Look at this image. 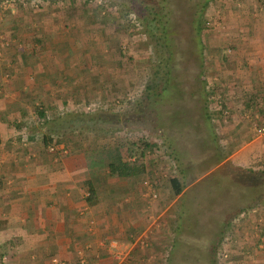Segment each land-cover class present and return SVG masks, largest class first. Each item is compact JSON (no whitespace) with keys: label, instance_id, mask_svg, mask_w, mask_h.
<instances>
[{"label":"rangeland","instance_id":"rangeland-1","mask_svg":"<svg viewBox=\"0 0 264 264\" xmlns=\"http://www.w3.org/2000/svg\"><path fill=\"white\" fill-rule=\"evenodd\" d=\"M205 1L154 0L151 6L157 4L160 18L168 25V32L161 35L163 41L136 10L122 1L55 0L53 4L43 1L41 7L18 3L12 7H0V32L8 44L3 52L7 61L0 66L4 69H0V77L8 75L5 80L10 81L20 72V64L24 65L25 59L37 55L45 58V62L56 61L59 68L62 65L68 70L66 74L61 73L63 80L49 81L53 94L50 91L43 96V102L31 104L46 110L50 124L42 125L34 114H30L29 124L16 129V133L24 132L26 139L35 136L40 142L43 134L56 140L74 132L80 145L69 148L68 152L82 154L86 162L93 150L114 146L116 142L147 141L152 146L144 152L143 174L134 179H119L102 169L94 173V188L98 200L108 197L130 209L140 205V214L144 210L146 215L158 220H169L165 230L182 242L174 249L176 258H182L181 264L186 262L183 255L190 260L197 258V264H204V258L205 264H226L229 258L223 250L227 254L230 248H219L213 255L212 243L217 242L218 233L227 226L219 222L230 220L235 212L231 224L235 217L246 218L249 223L254 220V234L250 236L257 233L255 239L259 243L256 247L264 250V241H261L264 239V179H244L224 165L232 148L228 126L241 100L236 103L234 89L237 83L229 79L233 75L229 72V62L220 64L217 61L224 54L222 44L233 35L228 34L227 28L224 32L226 15L230 11L235 14L243 10L247 12L245 15L258 20L264 15V0H239L242 5L238 9L227 6L236 0H209L202 15V20L206 21L202 42L198 43L191 20L195 9L197 11ZM43 17L55 21L57 27L53 33H46L40 19ZM217 30H221L220 33ZM34 38L41 43L35 44ZM170 49L176 51V57L169 63L166 58ZM17 60L19 64L15 65ZM68 62L72 63L69 68ZM165 65L171 67L175 88L168 89L165 102L144 99L145 95L141 94L145 84L148 80L156 84L159 79L156 72L165 70ZM70 71L75 72L76 78L69 77ZM33 82L26 85L32 87ZM42 84L47 85L48 81ZM214 88L221 89L217 92L219 99L213 100L206 109L202 94L205 90L211 94ZM27 89L19 84L15 93L21 97ZM183 96L185 100L181 101ZM248 109L245 114H240V118L252 123L255 130L254 123L259 117H252ZM65 114L90 119L86 125L70 122L61 126L57 120ZM98 114L102 116L100 120L91 119ZM246 116L250 119L247 120ZM90 127L91 130H87ZM51 128L54 131L50 132ZM17 134L14 142L17 147L31 144H21V133ZM35 144L39 148V144ZM127 159L133 162L136 157ZM251 167L256 172L264 171V160ZM172 178L182 179L183 197L174 195L170 184ZM110 185L112 188L108 187ZM247 211L250 215L246 214ZM181 214L187 216L190 223L197 222L195 227L190 224L188 230L175 229ZM241 232L239 239L243 237ZM228 242L232 244L231 237Z\"/></svg>","mask_w":264,"mask_h":264},{"label":"crops","instance_id":"crops-1","mask_svg":"<svg viewBox=\"0 0 264 264\" xmlns=\"http://www.w3.org/2000/svg\"><path fill=\"white\" fill-rule=\"evenodd\" d=\"M245 13L230 11L226 15L224 32L227 28L228 34L233 35L229 41L225 38L229 44L221 46L234 48L224 52L230 55L228 67L233 75L228 77L236 80L237 104L254 91L264 96V15L259 21ZM40 19L46 33L56 30L54 20ZM44 59L29 56L10 81L5 80L8 75L0 77V253L7 257V264H165L174 240H180L165 230L169 220H158L144 210L142 215L140 205L130 209L108 197L89 206L85 183L94 184V172L88 170L82 154L69 153L62 146H58L59 155L44 152L35 136L28 139V146L14 144L19 122L36 112L31 104L43 102V96L50 91L53 94L49 81L63 80L61 73L68 72L62 65L59 68L56 61ZM16 62L18 65L19 60ZM71 64L68 62V68ZM74 74L70 71L69 77L76 78ZM32 80L34 86L28 87L26 84ZM19 84L28 88L21 97L15 93ZM241 103L235 107L228 126L232 148L225 162L252 170L254 163L264 160V135L256 133L252 123L241 121L240 114L247 112V106ZM246 214L250 215L248 211ZM235 218L233 224L231 219L220 222L227 225L222 230L223 237L217 238V247L230 248L227 254L223 250L229 258L226 264H264V250L256 247L258 234L250 236L254 234V220L249 223L246 218ZM184 222L177 220L174 228L178 230L180 225L182 230H188L190 224H197ZM262 228L264 232V224ZM240 230L242 239L238 236Z\"/></svg>","mask_w":264,"mask_h":264},{"label":"trees","instance_id":"trees-1","mask_svg":"<svg viewBox=\"0 0 264 264\" xmlns=\"http://www.w3.org/2000/svg\"><path fill=\"white\" fill-rule=\"evenodd\" d=\"M4 1L5 0H0V7ZM43 1H47L49 3H52L55 0H26L25 3L23 0H18L16 3H18L20 5L24 4V6H26V7H28V6L29 7H41L43 5ZM117 1H122V2H124V4L129 5L130 9L136 10V12L138 13V16L147 22V26H149L150 28H153L154 32L159 33L160 37L158 39L161 41L164 40V39H162L161 35H165L168 32L167 31L168 25H166L164 23L163 19L160 18V14H159L160 11H159L157 4H154V6H151V4L154 0H117ZM149 1H151V2H149ZM208 1L209 0H206L205 3H203L199 8H197V11L195 9L194 14L192 16V20H191V26L193 27L194 35H195L198 43H199V41L202 42L201 41V36H202L201 34L203 32V29H204L203 23L206 22V21L204 22L202 20V15H203V12L205 11V9L208 5ZM260 1H262V0H260ZM236 3L240 4V1L236 0L235 2H232L231 6H229V7H231V8L235 7L237 9L239 7H241L242 4H240L239 7H236ZM113 6L114 5L111 4V7H113ZM149 17L151 19H149ZM17 20H20V19H17ZM148 20H150V22ZM168 22L169 21H166V23H168ZM153 23H157V24H155V26L153 27ZM163 32H165V33H163ZM0 34H1V32H0ZM33 42L35 44L41 43V41L37 38H34ZM200 49H201L200 51L202 52V50H203L202 43H201ZM226 49H227V51L230 52V51H233L234 48L229 47ZM226 49H224V51ZM5 50H6V48L3 49V52H5ZM224 51H223V53L225 54V56L223 54L220 57L221 61L219 60V62H228V60L230 58V55ZM217 52H219V50H217ZM167 55L168 56L166 58V61L170 63L173 60V58L176 57V51L173 49H170L167 52ZM199 55H200V57H202L201 53H199ZM227 55H229V56H227ZM217 59H219V57H217ZM165 67H166L165 70H163L162 72H159V71L156 72V75L159 78V79H156V84H154L153 81H149V80L145 84L143 94H141V96L145 95L144 99L148 98V99H153L154 101H155V99H157L159 102H161V101L165 102L166 101L165 96L168 92V89H170L172 86H173V88H175V86L173 85L174 80L172 78L171 71H170L171 67L169 65H165ZM220 90L221 89H219V88H214L212 90L211 94L206 90L203 92L202 96L205 98L204 100H205V104H206V109H208V105L210 103H213L212 102L213 100L217 101L219 99V96H217L218 95L217 92H220ZM245 99H244L243 104L246 105L247 107L249 106L251 116L252 117L253 116L259 117L260 120L264 119V96L256 91L255 95L250 93L245 97ZM184 100H185V97L183 96V99L181 101H184ZM179 103H181V102H179ZM35 108H36V112L34 115L36 116V121L38 123L41 122L42 125H45V124L49 125L50 124L49 115L46 112V110L44 108H41L40 105L38 107H35ZM220 112L218 111V113H220ZM25 117L26 118L24 120H22L23 122L22 121L19 122V126L17 129H20V128L24 127V125L27 126L29 124L30 116L27 114V116L25 115ZM206 117L207 116H205V118ZM94 118H97L100 120L102 118V116L98 114V115H94L93 117H91V119H94ZM89 119L90 118H86V116H84V118L82 119L81 117H77L76 115H73V114H65L63 117L59 118V120H57V122H60L61 126H63L64 123H70V122H77V123L81 122V123L85 124V123H87V121ZM255 122H258V120ZM261 122H262V120H261ZM91 127L87 128V130H91ZM49 131L51 132L54 130H52V128H51ZM73 133L62 135L60 138H58L56 140H52V138L50 136H48V134H43V136H42L43 139L40 140L39 143L44 147L46 152H48L50 154L59 155L58 150L55 149L54 152H51L49 150V148H56L58 145H62V147H63L62 150L69 151V148L71 149L73 146L77 147L80 145L79 139L76 140L77 138H74ZM20 137L22 138L20 141L21 144L29 143L28 139L24 138V137H26L24 132L20 134ZM51 143H53V144H51ZM151 146L152 145L147 143V141H144L142 139H139L137 141H130L126 144H124L121 141L116 142L114 146H105L99 150H93L91 155L87 158V168H88V170H92L94 173L104 169V170L108 171L109 175L113 178L134 179V178L140 176L141 174H143V172L145 170V168L142 164L144 152L146 149L150 148ZM131 156L136 157V159L133 162H129V160L127 159L128 157H131ZM225 164L228 165V167H230V170L232 171V173H238L244 179L245 178L249 179L251 177H253L254 179H264V171L256 172L255 170H248V169H243V168H239V167H234L233 165L231 166V164L229 162H225L224 165ZM94 175H96V174H94ZM170 184H171V187L174 191V195L183 196L184 185L182 183L181 178H172L170 180ZM85 186L87 188V192H86L87 194H86V198H85L86 204L89 206H93L96 202H98L96 189L94 188V184H92L90 181L89 182L87 181L85 183ZM232 215L235 216L236 212L233 213ZM186 217L184 214H181V220L183 221V223H185L184 220H186ZM178 227H179L178 230H182L180 225H178ZM222 229H221V231H222ZM222 232H219L217 236L223 235L224 232L223 233ZM179 243H182V242H178V240H174L173 247L170 250V257L167 259V262L165 264H173V262H176V264H177V261H180L182 259V258L178 259L174 255V249L176 247H178L177 245H179ZM217 243L218 242H216V241L212 243L213 244L212 245L213 252L217 251L219 248V247H217V245H218ZM0 255L4 256V254H2V253H0ZM183 259L186 261L185 264H197L198 263L197 258H196V260H194V259L190 260L191 258H189L187 255H183ZM205 263H206V258H204V264ZM180 264H181V261H180ZM182 264H184V262Z\"/></svg>","mask_w":264,"mask_h":264},{"label":"built area","instance_id":"built-area-1","mask_svg":"<svg viewBox=\"0 0 264 264\" xmlns=\"http://www.w3.org/2000/svg\"><path fill=\"white\" fill-rule=\"evenodd\" d=\"M18 0H5L3 3H2V5L4 6V7H12L13 6V4L14 3H16ZM24 1V3H25V1L26 0H23ZM101 1V0H100ZM99 4H102V2L100 3L99 2ZM232 3H228L227 5L229 6V5H231ZM235 5V4H234ZM240 6V4H237L236 3V7H239ZM206 26L208 27V28H210L211 26H210V24H208V23H206ZM219 33H220V31L221 30H217ZM7 42L4 40V38L2 37V35L0 34V66H2V65H5V63H6V60H5V57H4V54H3V49H5L6 47H7ZM246 119L248 120V119H250V117L249 116H246ZM258 120H260L259 118H257ZM262 120V119H261ZM260 120V121H261ZM254 125H255V131H256V133H258V134H260V135H264V120H262V122H255L254 123ZM55 149L56 148H49V150L51 151V152H54L55 151ZM57 150V149H56ZM254 211V210H253ZM252 211V212H253ZM242 215V214H241ZM262 221H263V223H264V218L262 219ZM262 223V224H263ZM262 242L264 241V239H262L261 240ZM222 256H224V255H222ZM7 263V257L4 255H0V264H6Z\"/></svg>","mask_w":264,"mask_h":264}]
</instances>
